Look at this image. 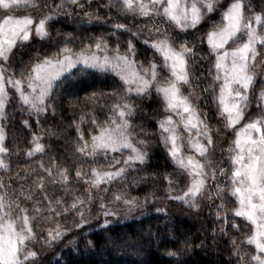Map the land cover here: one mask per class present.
Masks as SVG:
<instances>
[{
	"label": "snow or ice",
	"instance_id": "snow-or-ice-1",
	"mask_svg": "<svg viewBox=\"0 0 264 264\" xmlns=\"http://www.w3.org/2000/svg\"><path fill=\"white\" fill-rule=\"evenodd\" d=\"M101 7L131 19L111 24L107 34L77 36L59 29L54 34L53 26L62 21L83 26L107 20L87 10L92 0H0V264H45L43 249L63 245L72 252L76 235L86 238L93 221L107 230L121 217L144 215L158 200L214 210L220 226L210 235L213 243L228 237L227 264H264V0H107ZM216 14L219 20L212 19ZM205 24L208 30L196 35ZM118 33L130 37L123 46ZM141 38L153 53L144 60L137 58L134 42ZM204 45L202 55L198 49ZM97 74L116 78V86L83 97L68 90ZM61 88L65 98L74 97L71 107H82L69 125L76 132L71 151L61 161L52 156L46 162L43 157L54 150L42 142L44 135L58 133L40 129L41 118L56 114ZM202 94L214 106L219 127L200 108ZM153 97L162 113L156 135L174 171L150 174L156 190L140 197L131 189L149 177H128L148 166L153 134L137 132L133 118L142 110L137 101ZM13 101L29 118L21 121L31 134L23 154L41 157L15 173L11 158L21 150L9 148L5 125ZM32 117L39 133L32 130ZM222 129L233 138L218 157ZM93 246L86 240L85 249ZM203 246L202 241L196 247ZM190 248L185 239L183 247L164 255L186 264L181 257ZM54 254L60 264V253Z\"/></svg>",
	"mask_w": 264,
	"mask_h": 264
},
{
	"label": "trees",
	"instance_id": "trees-1",
	"mask_svg": "<svg viewBox=\"0 0 264 264\" xmlns=\"http://www.w3.org/2000/svg\"><path fill=\"white\" fill-rule=\"evenodd\" d=\"M107 3V0H92V8L87 9L89 11L96 10L99 15L107 20V23L93 22L91 25L74 24L72 22H60L53 26V33L59 29L62 32H73L77 36L88 35H100L102 33L107 34L111 31V23H129L130 17L120 16L115 9L109 11L101 7L102 4ZM108 17H115L110 19ZM137 23H144L143 20L136 21ZM208 25L205 24L201 27L200 32L196 35H202L207 29ZM83 29V30H82ZM120 42L123 46V42L129 39V35L120 34ZM188 38H191L190 36ZM141 41H134L139 51L138 59L144 60L146 57L153 55L152 50L143 45ZM116 43L113 38L111 41L112 46ZM36 48H40V45H35ZM75 47V45H74ZM47 51H55V48H49ZM198 51L203 55L207 53V46L204 45ZM27 60V56L24 57ZM208 67L207 62H203V69L206 75V69ZM199 70L197 75H199ZM210 79V78H209ZM75 87L68 89L69 91L77 92L80 97H83L86 92L91 91H110L116 86V78L110 75L97 74L95 77H90L85 83L80 84L73 82ZM189 90V89H187ZM65 89H58L55 94L56 114L53 116L50 112L41 118V125L43 129L55 128L58 135L49 138L46 136L45 144H51L53 152H50L43 159L47 162L50 157L55 156L58 161H61L65 150L71 151L72 141L75 139V129L69 127L73 119H78L82 105L77 107H71L68 103L69 99L74 97L65 98ZM197 94H201L197 90ZM204 97L207 94H202V99L199 102V106L202 110L209 112V123H217L218 117L215 114L214 106L206 102ZM140 104L141 111L137 113V116L133 118L134 124L138 127L136 131L139 132L141 128L145 131L154 134L156 132V119L159 118L161 113V104L157 98L153 97L151 100L137 101ZM15 101L8 107V114L10 119L5 122L6 131L8 133V146L11 148V141L14 136L19 133H24L31 137L30 132L25 129L21 123L24 119H29L27 116L16 113L18 106H13ZM87 110V109H85ZM252 106L250 112L254 111ZM106 115V114H105ZM105 115H100V119H104ZM15 116V117H14ZM33 131H39L35 125V117L30 119ZM89 125H84L87 129ZM144 138V137H139ZM158 137H155L151 141L149 148L150 159L148 166L142 171L132 172L128 179H138L140 177H149L143 180L139 187H133L131 194L134 196L143 197L145 194L152 192L155 189L153 181L150 179L152 173L172 172L174 171L171 161L168 160L164 148L158 142ZM29 140V139H28ZM226 139L222 148L226 147ZM28 143V141H27ZM28 144L24 146L27 148ZM13 150V149H12ZM220 155V154H219ZM41 159L39 155L29 159L25 165H33L36 160ZM47 166V165H46ZM1 174V173H0ZM57 194H60L59 192ZM158 196H163V193L158 191ZM219 203V200L215 201ZM234 206V205H232ZM156 207L168 208V213H157ZM214 210H210L209 207H203L202 211H195L188 209L186 206L174 203L167 200H158L154 202L153 206H150L144 215H140L139 212L135 213L131 218L121 219L117 222H113L108 226L107 230H101L96 226V222L93 221V227L91 229L85 228L87 233L86 238L81 239L78 234L77 248L72 252H69L63 245L54 250H44V255L47 258L45 264H56L57 256L54 253H60V264H137V262L143 261L144 264H175L172 258L164 255L168 249H176L183 247V241L187 239L191 245L189 251L181 257L186 264H227L229 259L230 245L227 243L228 237H217L216 242L213 243L211 232L213 227L219 228V223H214L215 217L211 214ZM102 223V221H101ZM237 223H240L237 219ZM151 233V235H149ZM229 235H237L234 231L229 229ZM70 234L68 237L70 239ZM172 236L179 237V242H174ZM86 240L93 241V247L91 251L85 249ZM204 242L202 248L196 247ZM66 244V242L64 241ZM80 250H83L80 254Z\"/></svg>",
	"mask_w": 264,
	"mask_h": 264
},
{
	"label": "rangeland",
	"instance_id": "rangeland-1",
	"mask_svg": "<svg viewBox=\"0 0 264 264\" xmlns=\"http://www.w3.org/2000/svg\"><path fill=\"white\" fill-rule=\"evenodd\" d=\"M109 18V17H108ZM213 20H219V15L216 14V15H213L212 17ZM110 25L113 24L111 22H108ZM208 27L210 26L209 24H207ZM208 27L207 29L205 30V32L208 30ZM135 30V29H134ZM261 87V85L258 83L257 86H256V89L257 91L259 90V88ZM185 93L187 94V92L189 90H187V88L184 89ZM13 106H15V104H13ZM213 106V105H211ZM252 106H254L255 110L250 112L251 115H255L256 114V102H255V99H253V104ZM16 115L19 114V110L18 108H16ZM15 117V116H14ZM212 125V124H211ZM213 126H216L215 124H213ZM40 129L44 130L46 132V129H43L42 127H40ZM39 133V131H38ZM46 136L47 135H44V139L42 140L43 143H45L46 141ZM221 136L225 137V139L228 141V140H231L233 137H232V134L230 131H227L225 132L223 129L221 131ZM157 137L156 135V132L152 135V140ZM31 137H29L28 135H25L24 133H19L18 135L14 136L13 140L11 141V148L13 150H15L16 148H19L21 150L20 154L19 155H14L12 158H11V164H12V172L15 173L16 171L18 170H22L24 169L27 165H25V163L29 160V158H27L24 154H23V150L26 149L24 146H26V144H28L27 148L30 146L29 143H27V141L30 140ZM29 139V140H28ZM158 139V138H157ZM225 139H220L219 137L217 138V145H216V152H217V156L219 157V154H220V151H221V148L224 144V140ZM227 141H226V147L225 149L227 148L228 144H227ZM152 144V143H151ZM226 155V154H225ZM1 174L0 175H3V172H0ZM73 238V235L70 236V239ZM77 238V237H76ZM69 239V237L67 238ZM65 242L67 243V240H65ZM46 250L43 249V251Z\"/></svg>",
	"mask_w": 264,
	"mask_h": 264
}]
</instances>
